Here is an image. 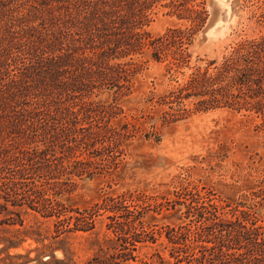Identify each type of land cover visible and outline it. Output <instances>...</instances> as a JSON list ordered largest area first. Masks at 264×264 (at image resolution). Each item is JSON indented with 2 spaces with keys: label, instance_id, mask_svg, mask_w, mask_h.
Listing matches in <instances>:
<instances>
[{
  "label": "trees",
  "instance_id": "obj_1",
  "mask_svg": "<svg viewBox=\"0 0 264 264\" xmlns=\"http://www.w3.org/2000/svg\"><path fill=\"white\" fill-rule=\"evenodd\" d=\"M35 1L41 5L37 9L39 15L26 20L29 29L23 30V35L10 26L3 29L4 15L0 16V75L8 73L10 78L14 70L10 69V59L15 56L22 60L18 68L22 72L27 69L24 55H31L29 68L33 70V76L23 72L20 79H14V73L6 85L15 90L7 95L5 85L0 83V117H8L10 95L27 102L30 97L32 102L37 99L33 110L26 109L27 113L8 133L15 134L18 141L1 138L0 130V230L11 222L6 217L8 204H26L44 217L55 218L57 236L94 231L96 217L104 210L110 212L107 217L112 220L108 229L123 241L117 257L134 260L138 243L156 241L154 232L143 226L142 199L134 195L110 197L80 209L67 206L59 198L72 190V176H89L95 164H102L83 160L76 155L78 148L101 144L99 149L103 152L95 149L93 153L98 152L95 156L101 161H109L116 136L122 135L110 125L118 114V106L96 101L81 104L76 99L81 101L84 91L104 87L130 91L135 75L143 67L135 57L146 52L157 62L167 61L166 70L172 76L189 66L194 36L209 17L205 2L190 6L196 0H169L166 6L171 13L191 21L193 26L171 27L154 36L147 30L149 10L166 0ZM248 1L256 6L252 16L254 35L236 43L220 61L213 59L205 66L196 65L182 81L176 79L177 84L158 99L159 104L169 106L170 110L163 113L167 122L193 111L219 108L264 119V0ZM7 11L14 12L11 8ZM189 103L194 107H189ZM186 206L191 223L170 228L167 233L168 240L179 245L178 261L264 264V186L247 200L234 204L193 197ZM117 239L97 238L102 254H95L85 264H110L108 250L117 248Z\"/></svg>",
  "mask_w": 264,
  "mask_h": 264
},
{
  "label": "rangeland",
  "instance_id": "obj_2",
  "mask_svg": "<svg viewBox=\"0 0 264 264\" xmlns=\"http://www.w3.org/2000/svg\"><path fill=\"white\" fill-rule=\"evenodd\" d=\"M168 1L155 3L149 10L151 21L147 30L154 36L162 35L171 27L193 26L191 21L172 14L166 6ZM199 1L205 2L209 17L194 36L189 49V66L172 76L166 70L167 61L157 62L146 52L135 57L143 67L135 75L130 91L104 87L84 91L83 99H76L79 103L96 101L118 106V114L110 120V125L122 135L116 136L109 161H101L95 156L98 152L93 153L95 149L100 150L101 144L78 148L76 155L80 158L102 164L94 163V172L89 176H72V190L59 198L69 207L84 209L108 201L110 197H139L145 207L143 226L154 232L156 241L138 243L133 253L136 258L122 261L116 254L121 252L123 241L108 229L112 222L107 217L110 212L101 210L94 231L64 232L57 236L55 218L44 217L26 204H8L6 217H10L11 222L0 230V264H85L95 254H102L95 240L105 237L117 239V248L108 250L110 264L118 261L120 264H187L186 260H177L179 245L172 244L167 233L170 228L191 223L186 206L191 199L212 198L217 203L234 204L247 200L264 186L262 117L219 108L193 111L184 118L167 122L163 113L170 110L169 106L158 103L159 97L177 84L176 79L182 81L194 66H205L213 59L220 61L236 43L255 33L252 16L256 6L248 0H196L189 5L194 6ZM40 7L35 0H0V16L4 15L2 28L12 27L23 35L29 29L26 20L38 17ZM8 8L14 12L7 14ZM22 15L26 17L21 19ZM24 56L27 69L18 70L22 60L15 56L14 60L10 59V69H14L10 78L8 73L0 75L5 95L15 90L6 85L14 73V79H20L23 72L33 76L29 68L31 55ZM29 100L10 95L8 117H0L1 138L18 141L15 134L9 136L8 133L27 113L26 109L30 111L35 107L33 102L37 99L32 102L30 97ZM188 106L194 107L192 103ZM136 224L140 229V224ZM112 255L114 257L110 258Z\"/></svg>",
  "mask_w": 264,
  "mask_h": 264
}]
</instances>
